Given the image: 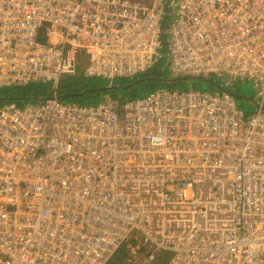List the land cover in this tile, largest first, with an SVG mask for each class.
<instances>
[{
	"label": "built area",
	"instance_id": "1",
	"mask_svg": "<svg viewBox=\"0 0 264 264\" xmlns=\"http://www.w3.org/2000/svg\"><path fill=\"white\" fill-rule=\"evenodd\" d=\"M131 78L121 104L0 106V264H264V0H0V86ZM110 86V84H109Z\"/></svg>",
	"mask_w": 264,
	"mask_h": 264
},
{
	"label": "trees",
	"instance_id": "2",
	"mask_svg": "<svg viewBox=\"0 0 264 264\" xmlns=\"http://www.w3.org/2000/svg\"><path fill=\"white\" fill-rule=\"evenodd\" d=\"M84 65H85V58L82 57V59L79 60L78 74H76L75 76H64L63 77L64 79L62 78L63 81L61 79L59 84L55 88L49 83H40V82H35L24 86H12V87L0 86V106H3L11 102L16 103L18 106H23L24 104L27 103L41 102L53 95H57L63 101L73 102L80 105L87 104L89 101L92 102V100H94L93 97H95L97 93V89L91 86H89L88 88L85 86L86 83H84L83 81L84 75L82 74ZM166 68L167 67L165 64L158 63L153 69L145 73L149 75L144 76L142 80L140 79L139 80L140 83L138 85H144L147 88L146 89L147 92L148 91L151 92V90L152 89L154 90V88L157 86L165 87L168 89H185L190 87L193 88L200 87L199 83H198L199 85L194 83L196 79L173 78L170 72L167 71L168 69ZM75 77H77V79ZM79 77H81L83 80ZM71 78H75V80H71ZM198 80H200L201 82H205L207 84V87L209 88L208 90L206 89H201V90L216 91L218 89H223V88L225 90L226 88L228 92L234 97L236 102H237L236 99L237 96L234 94L233 91L229 90V88L232 87L233 89H237V86L239 84L240 85L244 84V82L243 83L239 82L237 84L234 83L232 85L226 86L221 81V79H217L213 77L198 79ZM239 96L243 98V96L241 95ZM263 110H264V101H263ZM121 261H122L121 258L119 259V257H116L113 264H119Z\"/></svg>",
	"mask_w": 264,
	"mask_h": 264
},
{
	"label": "rangeland",
	"instance_id": "3",
	"mask_svg": "<svg viewBox=\"0 0 264 264\" xmlns=\"http://www.w3.org/2000/svg\"><path fill=\"white\" fill-rule=\"evenodd\" d=\"M161 63L166 65L165 61H162ZM78 66H79V63H78ZM148 75L149 74L143 73L135 77H131V78H117L113 80H106L104 78H94V77L85 78L83 76L82 77L84 80L81 77L79 78H81L84 81V83H86L85 86L87 88L91 86L97 89V93L95 97H93L94 100H92V102L89 101L87 104H97L102 98V96L104 95L109 96L111 99L121 104L125 102L126 100L140 98L146 95L148 92H150V91L147 92L146 90L147 88L144 85H138L140 83L139 80L140 79L142 80L144 76H148ZM75 78L77 79V77ZM75 78H71V80H75ZM194 83L200 84V85L198 84L200 87L195 88V89H199V90L209 89L205 82H201L198 79H196ZM133 86H136V87H133ZM158 87L160 86H157L155 88H158ZM190 88H193V87H190ZM185 89H188V88H185ZM229 90L233 91L234 94L237 96L236 105L238 108L242 109L245 112L246 116L255 112L256 110L255 103L260 99V97L257 95V91H255L252 82L245 81L243 85L239 84L237 86V89H233L232 87H230ZM210 92H213V91H210ZM239 95L243 96V98L240 97ZM85 99H88V98H85Z\"/></svg>",
	"mask_w": 264,
	"mask_h": 264
}]
</instances>
